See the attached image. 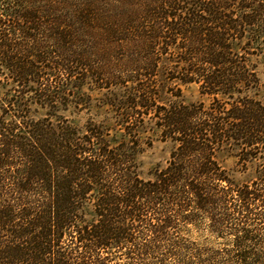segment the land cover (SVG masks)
<instances>
[{
	"label": "trees",
	"instance_id": "1",
	"mask_svg": "<svg viewBox=\"0 0 264 264\" xmlns=\"http://www.w3.org/2000/svg\"><path fill=\"white\" fill-rule=\"evenodd\" d=\"M262 52L264 0H0V264H264ZM93 90L107 122L60 113ZM149 127L174 148L144 179Z\"/></svg>",
	"mask_w": 264,
	"mask_h": 264
},
{
	"label": "rangeland",
	"instance_id": "2",
	"mask_svg": "<svg viewBox=\"0 0 264 264\" xmlns=\"http://www.w3.org/2000/svg\"><path fill=\"white\" fill-rule=\"evenodd\" d=\"M251 60L256 64L258 75L261 81V90L259 92L258 99L264 101V52L259 53L251 57ZM162 78H164L162 76ZM177 85L181 89L180 100L186 104L204 102L209 103V98L202 96L200 94L199 86L195 83H182L178 80L166 81V85H161L159 100L163 103L169 102L170 100H175L169 91L168 86ZM8 86L4 84V80L0 81V111L2 98L8 90ZM87 87H85V91ZM91 96V101L89 102L90 108L86 109H76L72 106L68 107L67 110L61 111L60 113L68 118L73 124L84 127L88 119H93V121H104L107 122V117L109 116L105 108H99L102 105L99 99L103 96L105 91H88ZM176 94V93H175ZM45 114L44 109H38L36 112H32V115L36 118L42 117ZM111 121L109 120L108 123ZM117 134L116 136H118ZM141 148L142 152L137 157L138 162V174L144 178H152L153 173L156 169L162 168L166 165L171 151L174 145L170 141H163L158 131L152 128H146L141 130ZM237 150L235 148H226L218 153L217 159L221 166L226 170L228 176L232 178L235 182L241 183L249 180L253 176V171L251 167L247 170H243L241 164L239 163V158L236 156Z\"/></svg>",
	"mask_w": 264,
	"mask_h": 264
}]
</instances>
